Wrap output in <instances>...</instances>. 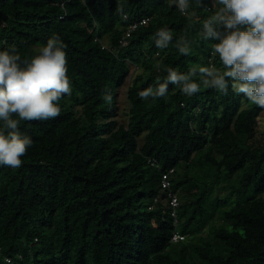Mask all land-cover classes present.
<instances>
[{
  "label": "trees",
  "instance_id": "16d2710c",
  "mask_svg": "<svg viewBox=\"0 0 264 264\" xmlns=\"http://www.w3.org/2000/svg\"><path fill=\"white\" fill-rule=\"evenodd\" d=\"M188 5L195 16L176 0H0V50L28 58L55 34L72 88L59 117L20 122L33 140L22 166H0V264H264V144L251 141L264 109L230 81L227 95L204 86L199 71L191 96L171 83L166 97L138 95L169 69L222 70L201 35L220 5ZM169 169L176 218L149 208ZM174 231L185 238L172 242Z\"/></svg>",
  "mask_w": 264,
  "mask_h": 264
},
{
  "label": "clouds",
  "instance_id": "9594fccd",
  "mask_svg": "<svg viewBox=\"0 0 264 264\" xmlns=\"http://www.w3.org/2000/svg\"><path fill=\"white\" fill-rule=\"evenodd\" d=\"M203 4V0H198ZM213 8L220 5L202 25V38L216 41L212 53L218 56L222 70L216 67L193 68L188 74L169 69L165 83L154 91L151 87L138 93L142 100L166 97L169 83L179 85L191 96L200 91V84L191 77L197 71L202 83L227 95L243 94L251 103L264 109V0H211ZM185 16L188 0H176ZM156 46L166 48L172 41L168 29L156 34ZM64 45L55 34L37 49L35 55L22 58L15 47L0 50V166L18 169L33 140L22 135L20 122L49 121L59 117L58 102L72 94L67 76ZM181 54L190 52L187 41L177 43ZM227 78V79H226ZM110 102L111 97L106 96ZM14 117H18L14 118Z\"/></svg>",
  "mask_w": 264,
  "mask_h": 264
},
{
  "label": "built area",
  "instance_id": "2783aa9c",
  "mask_svg": "<svg viewBox=\"0 0 264 264\" xmlns=\"http://www.w3.org/2000/svg\"><path fill=\"white\" fill-rule=\"evenodd\" d=\"M147 21L148 18H142L139 21L131 22V24H129L128 28L126 29L124 36L119 39V44L121 46L126 45V38L130 34V32L133 31L137 26L146 24ZM173 172L174 169H169L161 174L160 194L153 198V204L149 208L152 209L155 203L162 202L164 205H167L171 208V215L176 218V209L179 207L180 202L176 193L172 189L171 175ZM184 238L185 236L183 234H180L178 231H174L171 237V241L178 242L183 240ZM6 262L8 264H13L12 261L8 258H6Z\"/></svg>",
  "mask_w": 264,
  "mask_h": 264
},
{
  "label": "rangeland",
  "instance_id": "374dc122",
  "mask_svg": "<svg viewBox=\"0 0 264 264\" xmlns=\"http://www.w3.org/2000/svg\"><path fill=\"white\" fill-rule=\"evenodd\" d=\"M118 101L120 103V107L125 105V87H122L118 93ZM251 141L255 144H264V110L261 112L257 124L255 126V133L252 137ZM218 224V221H217ZM207 231H204V235Z\"/></svg>",
  "mask_w": 264,
  "mask_h": 264
}]
</instances>
